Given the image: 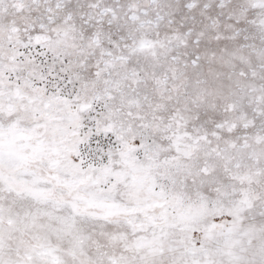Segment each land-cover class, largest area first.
I'll return each mask as SVG.
<instances>
[{
    "label": "snow or ice",
    "instance_id": "6c2138e0",
    "mask_svg": "<svg viewBox=\"0 0 264 264\" xmlns=\"http://www.w3.org/2000/svg\"><path fill=\"white\" fill-rule=\"evenodd\" d=\"M0 264H264V0H0Z\"/></svg>",
    "mask_w": 264,
    "mask_h": 264
}]
</instances>
